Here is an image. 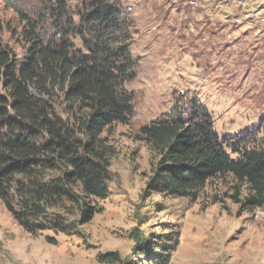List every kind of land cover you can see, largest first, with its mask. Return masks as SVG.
Segmentation results:
<instances>
[{
  "label": "rangeland",
  "instance_id": "374dc122",
  "mask_svg": "<svg viewBox=\"0 0 264 264\" xmlns=\"http://www.w3.org/2000/svg\"><path fill=\"white\" fill-rule=\"evenodd\" d=\"M25 3L41 16L46 6L58 5L56 0ZM108 3L125 24L136 69L127 84L135 97L133 116L99 137L98 150L109 165L108 196L86 199L93 208L88 213L84 201L61 200L41 216L44 228L36 234L25 230L0 199V264H264V204H245L248 183L225 174L209 180L197 199L158 192L149 181L161 155L143 135L150 123L199 106L220 138L243 136L233 157L264 149V0ZM62 5L70 46L86 52L91 0ZM43 21V32H58L52 17ZM23 24L0 0V42L22 59L27 53ZM48 101L78 142H90L73 115L85 109L69 105L56 88ZM46 173L48 179L62 172Z\"/></svg>",
  "mask_w": 264,
  "mask_h": 264
},
{
  "label": "trees",
  "instance_id": "16d2710c",
  "mask_svg": "<svg viewBox=\"0 0 264 264\" xmlns=\"http://www.w3.org/2000/svg\"><path fill=\"white\" fill-rule=\"evenodd\" d=\"M62 1L46 6L41 16L27 10L25 0H5L24 22L20 35L27 53L18 58L0 42V199L32 234L44 228L41 216L63 199L84 201L88 213L93 208L86 199L108 196L109 165L98 150L99 137L115 123H128L134 111L135 97L127 84L136 69L119 11L108 0H91L84 33L92 38L85 39L86 52L77 51L68 41L72 32L63 29L69 19ZM47 15L57 33L42 31ZM55 88L69 105L86 110L81 115L72 112L90 142H78L57 118L48 101ZM143 135L161 155L149 181L158 192L197 199L209 180L232 174L250 187L245 204H264V149H247L242 157H233L240 153L237 145L243 136L220 138L201 107L152 122ZM57 168L60 176L47 179L46 172Z\"/></svg>",
  "mask_w": 264,
  "mask_h": 264
}]
</instances>
